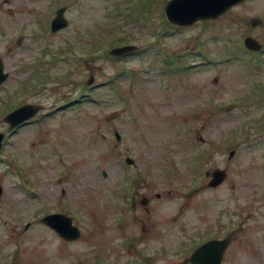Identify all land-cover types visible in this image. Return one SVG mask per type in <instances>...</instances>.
I'll list each match as a JSON object with an SVG mask.
<instances>
[{"label": "rangeland", "instance_id": "rangeland-1", "mask_svg": "<svg viewBox=\"0 0 264 264\" xmlns=\"http://www.w3.org/2000/svg\"><path fill=\"white\" fill-rule=\"evenodd\" d=\"M169 1L0 0V59L8 74L0 85V132L7 131L5 108H44L38 122L10 133V146H4L10 170L3 158L0 209L10 226L0 222V264H183L194 244L217 234L231 238L221 264H264V201L257 199L264 197V103H254L264 99V53L251 56L235 43L247 30L264 44V20L251 25L264 14V0L231 7L206 28L202 23L178 31H169L165 20ZM56 5L71 20L60 34L48 28ZM152 30L155 35H146ZM123 33L122 39L136 36L124 43L139 52L117 61L104 57L107 41ZM152 37H161L162 52L150 45ZM69 39L78 60L96 40L103 45L82 62L81 74L63 78L78 64L56 63L57 54L48 50L65 49ZM196 53L214 64L191 67L203 61ZM167 54H185L179 63L187 69L175 56L164 59ZM36 71L41 74L28 79ZM46 72L62 76L43 88ZM84 72L98 84L96 102L84 97L77 107L55 110L80 97L72 84L85 83ZM28 80L25 90L13 93ZM252 87L258 98L236 104L235 97H253ZM211 103L218 114L207 107ZM189 133L201 140L194 143ZM230 150L235 155L228 161ZM127 157L133 166L125 164ZM64 166L72 168L68 177ZM214 169L227 177L210 189L205 172ZM142 198L147 205H140ZM56 211L72 218L81 233L77 240L64 242L38 221ZM230 221H238L234 232Z\"/></svg>", "mask_w": 264, "mask_h": 264}, {"label": "water", "instance_id": "water-1", "mask_svg": "<svg viewBox=\"0 0 264 264\" xmlns=\"http://www.w3.org/2000/svg\"><path fill=\"white\" fill-rule=\"evenodd\" d=\"M239 0H175L166 8V13L169 20L175 24H190L196 20L197 17H212L213 15H217L222 13L232 4L238 2ZM212 7H208L212 5ZM172 5H174L172 7ZM177 7H183L184 12H187V15H183V17L178 16ZM171 8V9H170ZM199 8H201L199 10ZM63 10L58 12L56 19L52 23V30L57 31L60 28L66 26L65 22L62 20ZM198 19V18H197ZM246 47L252 50H259L258 44L252 40L247 39L245 42ZM134 47H124L119 49H114L111 51V54H125L133 51ZM5 79V75L2 74V69L0 65V81ZM28 110L26 108H22L17 111L15 114L9 116L7 119H11L10 123L12 125H16L17 123L29 118L32 115V112L24 115ZM225 177L224 172H215L213 174V180L210 183V186L215 187L220 184ZM55 219H59V221L63 223H59L55 221ZM48 226H50L55 232H57L61 237L67 240L76 239L79 236V232L77 228L71 227L70 219L64 216H49L42 220ZM228 245V240L221 241H211L200 248H198L188 259V262L192 264H220L222 260L223 253Z\"/></svg>", "mask_w": 264, "mask_h": 264}, {"label": "flooded vegetation", "instance_id": "flooded-vegetation-1", "mask_svg": "<svg viewBox=\"0 0 264 264\" xmlns=\"http://www.w3.org/2000/svg\"><path fill=\"white\" fill-rule=\"evenodd\" d=\"M215 20H216V19H215ZM217 20H218V18H217ZM202 22H203V23H212V20H207V21L204 20V21H201V22H198V23H202Z\"/></svg>", "mask_w": 264, "mask_h": 264}]
</instances>
